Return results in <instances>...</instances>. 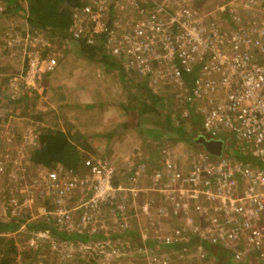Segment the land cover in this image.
Returning a JSON list of instances; mask_svg holds the SVG:
<instances>
[{
	"label": "built area",
	"instance_id": "1",
	"mask_svg": "<svg viewBox=\"0 0 264 264\" xmlns=\"http://www.w3.org/2000/svg\"><path fill=\"white\" fill-rule=\"evenodd\" d=\"M216 12L219 19L191 8V0H178L175 7L158 0H81L72 9L67 35L97 44L106 33V54L119 62L123 74L141 76L155 94L169 88L181 118L199 120L197 138L227 142L226 147L264 166V0H230ZM256 12L258 22L252 25L245 17ZM43 39L29 30L6 43L8 48L39 45ZM26 58L32 88L44 70L59 65L55 57L31 53ZM187 74L194 77L191 86ZM161 143L156 158L148 153L123 167L88 157L81 174L57 165L40 170L29 186L25 177L34 169L9 166L7 150L0 160V196L7 193L9 219L22 221L21 228L43 222L59 232L90 235L107 230L106 220L112 238L128 237L125 249L147 264H171L178 251L170 248L176 245L182 246L177 258L190 259L192 238L198 241L192 259L206 260L202 246L207 244L226 251L232 263L252 255L264 263V169L236 160L225 149L220 157L196 145L177 154ZM152 160L156 164L150 168ZM35 190L44 196L37 211ZM164 220L174 225L163 230ZM139 221L142 227L136 230ZM34 235L45 239L50 233Z\"/></svg>",
	"mask_w": 264,
	"mask_h": 264
},
{
	"label": "rangeland",
	"instance_id": "2",
	"mask_svg": "<svg viewBox=\"0 0 264 264\" xmlns=\"http://www.w3.org/2000/svg\"><path fill=\"white\" fill-rule=\"evenodd\" d=\"M0 1H1L0 2V8H1L0 62L7 64L8 67H12L11 61L9 59L10 57H16L15 55H17L18 59L15 60V63L16 64L19 63L17 68L19 74L15 75L16 77H14V75L10 71H8L9 76H5L7 79L11 80V85L9 86V89L7 88L4 91V93L8 94L9 99L5 102L3 101L2 111H4V113L9 112L8 114L10 116H14L11 112L16 109L18 115L23 113V116L27 117L26 119H28L24 121L19 120V122H17L16 119L12 118L14 119V123L18 125L17 126L18 130L16 132L13 131L12 133H10V136L9 133H4L3 137L5 136L8 139L6 140V142L2 143V146H4L5 148L4 151L9 150L11 156L14 155L18 157H23L21 160L22 163L18 164V166L22 165L23 167L26 164L25 158H26L27 147L29 148L34 147L33 144L36 143L33 134H35L36 136L38 130L35 128L38 127L40 129L44 127V128H51L53 130H60L59 121L62 119L63 120L70 119L72 118V116L76 114V113L74 114V112H71V110H69V112L63 110V112H59V114L61 115L59 116L58 107L54 105L53 107L55 109L52 110L49 109L47 104L50 102V100L45 98L44 92L42 93L41 91H38L40 90L41 84L37 86V88L31 87L30 84L33 83V80L27 78V69H26V65L28 62V59L26 58L27 54L36 53L37 56L41 59H47L49 57H55L58 59L59 58L58 54H61L62 53L61 51H64L65 53L67 51V53L73 55L72 58L73 61L77 60L79 67L80 66L87 67L86 68L87 71L93 70V72H95V70H97L98 68H103V67L100 65L101 63H99L98 60H96L97 58L89 57L88 55L83 54V52L77 50L80 47L75 46L73 44V41H71L70 37L67 34L66 37L64 38L62 36H53L50 39L49 36H45V34L43 35V33H41L44 38L42 44L30 45V43L22 42L20 45L8 48L6 43L8 37L12 36L14 38L17 35H22L26 33L30 29L28 25H24V22L22 21L23 19L22 16H18L19 19H17V21L16 19L11 20L12 15L9 12H7L6 9L4 8V5H2V0ZM158 1H160L161 3L163 1L169 2V4L174 7H175V2H178V0H158ZM228 1L230 0H191V8L193 7L194 9L198 11H202L207 15L212 14L217 19H219L221 17V14L216 12V9H218ZM259 15H260L259 12H256V17H254V15L252 14L249 15L251 16L249 19L248 17H245V19H247V21L252 19V21H250V24L253 25L254 22H258L257 18L259 17ZM47 44H49V46H47ZM106 48L108 52L109 46H106ZM7 57L9 59H7ZM112 61L115 65L119 64V62L116 60H112ZM96 73H97L96 76L99 77L98 72ZM118 74L110 75V73L108 72L103 73V78L106 77L109 78V80L106 82L107 83L106 88L101 87L98 84V82L91 80L90 82H87L85 89L86 91L88 90L89 95H94L97 97L99 102L97 103L98 107L108 106L111 103L114 104L115 102L114 100L120 101L117 99L116 96H121L122 101L124 103L122 101L121 102L124 105L126 106L128 105V107H130V109L132 110L145 112L147 102H143V97L146 95V91L148 88L147 81L143 79L141 76L137 77L138 75L133 72H128L126 73V75L125 74L123 75L121 73V76L120 74L119 75ZM11 91L16 93H13L12 96ZM95 91H99L101 95L98 96ZM118 91H119V95H117ZM159 94L162 95V97H164L166 100L162 102V98H160L161 102H159L155 106L157 107L159 106V108L162 109V114L169 113L170 118H172L175 123L179 124L182 128H184L187 131L186 133H191L193 127L191 123L188 121H184V122L181 121L179 117L180 114H178L179 110L177 107H175V111L173 110L174 107L171 105L170 102L171 98L173 97V94L172 93L170 94V90L168 88L164 90L160 88ZM150 105H152V102H150ZM166 105H168V107ZM81 112L82 110L78 113ZM155 114H159V113L158 112L156 113L155 111ZM155 114L147 116L142 121L143 126H148L156 122L164 123L161 113L159 115H155ZM38 122L40 124H38ZM141 129H145V127H141ZM136 136L137 138L139 137V135ZM72 138L74 142L79 145L83 143H87V145L89 144L87 142V139L84 136H81V134L77 135L76 137L74 136ZM181 144L182 143H180V145ZM186 146L187 148L189 147L188 149L191 150L192 147H195L193 144L188 142ZM14 148L17 149L18 152H14L12 150ZM177 150L179 149L177 148ZM224 153L227 154L225 151ZM90 155L95 156V158H100V159L104 158L102 157L100 152L95 153L93 151L90 152L89 156ZM3 157L4 156H2V159ZM18 174L20 175L21 172H19ZM33 177L34 176H32L29 172L27 173L25 177L27 181L26 183L27 186L31 184L30 181L31 179H33ZM39 192L40 191L38 190L34 191V196H33L34 211H37V209L40 208V206L44 201V196ZM5 195H7V193L0 196V220L9 221L8 219H5L7 216H9L8 213L9 206L5 204V198H4ZM142 223L143 221H139L138 225L142 227ZM104 226L105 228L107 227L108 229L96 233L94 236H92L91 239H89L87 243H80V242H79L80 244L70 243L67 246L62 245L64 241H61L59 238L56 237L53 238L51 237V235L49 236V238H45V239L36 238L34 235L36 234V232H28L27 227H24L23 230H20V232L18 231L11 235H7L13 238L16 243L15 246L17 251L15 252V254H11V257L14 259V264H37L38 262H41L43 264H147L142 255L137 254L135 252L132 253V251L129 253L125 249L124 243L126 242L125 239L128 237L119 238V239L112 238L113 237L112 232L109 230L108 227L110 226V224L107 223L106 220ZM78 235L89 236L90 234H78ZM33 239H34V243L32 242ZM110 240H111L110 245L108 244L109 246H104V244L109 243ZM101 243H104L103 248L96 246ZM192 250L193 249L190 248V260L183 259L182 257L181 258L182 261L180 260H178V262L172 261L171 264H215L210 260L193 261L192 257L194 255V252H192ZM2 253H3V246L0 245V258L2 256ZM180 256H182V253L180 254ZM174 257L177 258V256L175 255ZM216 264H221V263L218 262ZM228 264H250V263H248L245 260L241 263H228ZM256 264H259V262H257Z\"/></svg>",
	"mask_w": 264,
	"mask_h": 264
},
{
	"label": "crops",
	"instance_id": "3",
	"mask_svg": "<svg viewBox=\"0 0 264 264\" xmlns=\"http://www.w3.org/2000/svg\"><path fill=\"white\" fill-rule=\"evenodd\" d=\"M17 3L21 5L22 9L19 11V13H16L15 11H9V13L12 15L11 20L16 19L17 21V19H19L18 17L19 14H21L27 8L26 3L22 4L23 2L21 0H18ZM2 5H4L5 8V0H2ZM49 38L51 39V37ZM73 44L77 47L79 46L78 43L74 41ZM47 46H49V44H47ZM80 49L81 48H78L77 50L80 51ZM61 52H58L61 53L58 54L59 55L58 67H56V69H54L53 71L44 70V72L41 74V77L36 81L37 84L36 88L41 84L40 90L38 91H41L42 93L44 92L45 98L50 100V102L47 104L49 109L51 110L55 109L53 106L56 105L58 107V114L59 112H63V110H66V112H69V110H71V112H74V114L76 113L70 119H64V120L62 119L59 121L60 130L62 132L68 134L71 137L74 136L76 137L77 135L81 134V136H84L87 139V142L90 144L88 145L92 148V150L95 153L100 152L102 157L110 161H114L123 167L128 166V161L129 163H134L138 160V157L142 155H147L148 153H152L154 155V158H156L159 153L158 150L160 149L162 144L161 141L168 143L172 148L174 147L175 150L174 149L173 150L177 154H180L188 150L189 147L187 148L186 144L187 142L190 143L191 141L185 138V135L189 133H186L187 131L184 128H182L179 124L175 123L172 118H170L172 128H169L168 124L166 123L167 114L161 113L164 123L156 122L148 126H143L142 121L147 116L155 114V112L148 113L146 111L142 112V111L132 110L130 109V107H128V105L126 106L123 104L124 102L122 101L121 96H116L117 99L120 101L114 100L115 101L114 104L108 103L109 105L104 107L97 106V103H99L97 97L94 95H89L88 90L86 91L85 89L87 82L93 80L95 82H98V84L101 87L106 88L107 86L106 82L109 80V78L107 77L103 78V73L108 72L110 73V75L119 73L121 76L122 70L116 71L110 68L112 70L111 71L109 67L101 63L100 65L103 68H98L97 70H95V72H93V70L87 71L86 69L87 67L85 66L79 67L77 60L73 61L72 54L67 53V51L66 53L64 51ZM15 56L16 57H10V59L7 57V59L11 61L12 67H8L7 64L0 62V160L1 161H4L2 159V156L5 152L4 151L5 148L4 146H2V143L6 142V140L8 139L5 136L3 137L4 133H9L10 136V133H12L13 131L16 132L18 130L17 127L18 125L14 123V119H16L17 122H19V120H23V121L28 120L26 119L27 117L23 116V113L18 115L16 109L11 112L14 116H10L8 114L9 112L7 111H6L7 113H4V111H2L3 101L5 102L9 99L8 94L4 93V91L7 88L9 89V86L11 85V80L7 79L5 76H9L8 71L12 72L14 77H16L15 75L19 74L18 73L19 71H17L19 63L17 64L15 63V60H17L18 58L17 55ZM96 72H98L99 77L96 76L97 75ZM95 92L98 96L101 95L99 91H95ZM13 93L16 92L11 91L12 96ZM117 95H119V91ZM147 95L148 93L146 91V95L143 97V102H146ZM158 96L162 98V102L166 100L164 97H162V95L159 94ZM170 102L171 105L174 107L173 110L175 111V107H177V104L173 103L171 100ZM166 106L168 107V105ZM81 110H82L81 112L82 114L78 113ZM178 114H180V112ZM155 115H159V114H155ZM59 116L61 115L59 114ZM179 117H181V115H179ZM181 119H182L181 121L183 122L188 121L183 118ZM38 124L40 123L38 122ZM157 124L159 127L157 126ZM141 127H145V129H141ZM42 128L40 129L38 127L35 128L38 130V133H36V136L35 134H33L36 140V143L33 144L34 147H30V148L27 147V149L25 148L26 149V158H25L26 160L24 159L26 161L25 165H29L30 167H32V170L34 169L33 173L30 172V174L34 177L38 175V172L40 170L44 169L40 166L38 167L32 166V163L30 162V153L39 146L38 134ZM179 128H181L184 131L185 135L183 137L180 136L179 132L177 131ZM136 135H139V137L137 138ZM181 139H185V140H181ZM180 143L182 144L180 145ZM226 146H227V142H222V149H226L225 152L229 154L231 152V148ZM177 148L179 150H177ZM12 150L14 152H18L17 149L15 148ZM89 157L95 158V156H91V155ZM22 158L23 157L12 155L11 162H7V163H9V166L15 169L18 168L17 164L22 163L21 162ZM152 161L150 164V168H153L154 165L156 164L154 162L155 160L153 162ZM81 173H82V169L79 172H77V174H81ZM173 225H174V221L164 220L161 227L164 230L167 229V227ZM134 226L136 230L138 227H140L138 224H134ZM20 230H23V228H20ZM94 235L95 234L89 236L92 237ZM133 235L135 237V240H137L138 233L135 232ZM197 243H198L197 239L192 238L190 240L189 247L195 251L196 248H192V246ZM147 245L151 247L156 246L157 248H159V251L167 250L166 246L164 245L157 246L152 241H148ZM176 247L177 248L173 247L170 249L178 251L177 255H180L182 246L176 245ZM206 247H207L206 244L202 246L203 252H207ZM171 258L173 259L174 262H178V260L182 261L181 258L177 259L174 257V255H171ZM198 259L199 258L196 257L193 259V261H198ZM215 259L213 258V256H211V258L209 257V260L215 264L220 261V260L215 261ZM209 260L206 259L204 261H209ZM246 261L250 264L252 263L256 264L257 262H259V264H263L258 259H256L254 255L246 259Z\"/></svg>",
	"mask_w": 264,
	"mask_h": 264
},
{
	"label": "trees",
	"instance_id": "4",
	"mask_svg": "<svg viewBox=\"0 0 264 264\" xmlns=\"http://www.w3.org/2000/svg\"><path fill=\"white\" fill-rule=\"evenodd\" d=\"M18 0H5V9L7 12L15 11L19 13L22 9L21 5L17 3ZM26 3L27 8L19 16H22L24 25H28L31 32L43 33L45 36H62L66 37L68 29L71 23L72 9L79 6L81 0H21ZM14 9V10H13ZM27 15V17H26ZM111 23L108 24V29L112 30ZM23 35V34H22ZM106 33L101 34L98 38L97 44H88L87 40L80 39L78 42L81 52L92 58H97L98 62L103 63L105 66L121 71L122 69L115 65L104 49V43L106 40ZM73 41V40H72ZM97 41V40H96ZM115 65V66H114ZM123 74V71H122ZM124 75V74H123ZM186 83L191 86L193 84V75L187 74L184 76ZM146 102L148 103L146 112H158L162 113V109L159 106H155L161 101L160 97L153 93L150 89H147ZM152 102V105H150ZM166 123L169 128H172L170 114L166 115ZM181 119V117H180ZM182 120V119H181ZM188 122L191 123V133L185 135L184 131L179 128L177 131L180 136H184L190 140L191 144L196 145L203 149V147L196 141L199 139L196 137V131L199 129L197 124L199 120L194 118L192 115L189 117ZM195 136V137H194ZM39 146L30 153V162L32 166H40L44 169H53L57 165L77 173L81 169L83 171V161L88 158L90 152H93L91 147L87 143L81 145L74 142L73 138L61 130H53L51 128H42L38 134ZM185 140V139H181ZM89 152V153H88ZM234 157L236 160L250 163L258 168H263L259 162L251 159L247 154L241 151H236L234 148L228 154ZM220 157V156H219ZM5 219L9 221L0 220V245L3 246V253L0 258V264H14V259L11 254H15L17 251L15 246V240L7 235H11L18 232L23 224L22 221H16L9 219L7 216ZM28 232H41L49 231L51 237L59 238L61 241L68 243H87L91 236H82L78 234H68L55 230L50 227L47 223L43 222H32L26 225ZM80 242V243H79ZM207 245V244H206ZM177 248L176 246H174ZM173 248V247H171ZM206 251L208 252L207 260L213 256L216 260H220L221 264L232 263L229 254L221 248L207 245ZM217 256V257H216Z\"/></svg>",
	"mask_w": 264,
	"mask_h": 264
},
{
	"label": "water",
	"instance_id": "5",
	"mask_svg": "<svg viewBox=\"0 0 264 264\" xmlns=\"http://www.w3.org/2000/svg\"><path fill=\"white\" fill-rule=\"evenodd\" d=\"M196 142L200 144L205 151L212 154L213 156L221 155L222 152L221 142L207 141L203 137H199V139Z\"/></svg>",
	"mask_w": 264,
	"mask_h": 264
}]
</instances>
